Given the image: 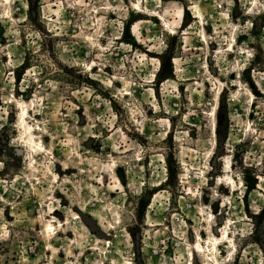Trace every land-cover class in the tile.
I'll return each instance as SVG.
<instances>
[{
    "label": "rangeland",
    "instance_id": "374dc122",
    "mask_svg": "<svg viewBox=\"0 0 264 264\" xmlns=\"http://www.w3.org/2000/svg\"><path fill=\"white\" fill-rule=\"evenodd\" d=\"M0 264H264V0H0Z\"/></svg>",
    "mask_w": 264,
    "mask_h": 264
}]
</instances>
